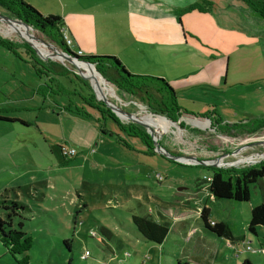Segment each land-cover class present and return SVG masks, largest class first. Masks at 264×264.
<instances>
[{
    "label": "rangeland",
    "instance_id": "1",
    "mask_svg": "<svg viewBox=\"0 0 264 264\" xmlns=\"http://www.w3.org/2000/svg\"><path fill=\"white\" fill-rule=\"evenodd\" d=\"M212 1L215 5L212 17L218 20L220 30L212 23L210 14L205 16L204 22H194L190 15L176 16L175 20L180 30L182 21L187 41L196 42L190 37L187 29L190 28L192 32H198L204 44L212 46V49L205 46L209 54L220 55L218 60L224 73L227 68L225 84H236L229 89L230 94H227L226 89L213 91L196 87L181 91L182 83L174 86L169 81L177 92L179 105L192 115L184 113L177 120L162 115L175 123L171 129L163 128L160 122H146L148 125H144L131 119H119L147 131L150 127L152 133L163 129V132L157 133L159 141L174 154L197 156L199 159L227 156L222 168H244L250 166L249 162L254 160L255 155L261 156L252 163L264 161V129L252 134L229 129L231 132L228 133L227 129L222 130L221 125L214 124L211 118L205 127L195 124L193 120L200 121L199 117L206 114L208 117L213 116L211 110L224 118L237 115L238 119H242L246 113L258 115V119L264 118V22L242 2L243 6L239 7L240 4L236 1L232 3V0ZM0 13L8 15L1 7ZM190 18L191 24L188 22ZM27 28H31L38 41L54 44L43 33L32 27ZM0 35L14 42L22 56L17 58L0 45V80L5 82L1 89L11 99V102L5 103L7 106L4 105L6 109L2 112L6 114L7 111L11 117L20 116L28 121L26 127L0 121V200L18 196L20 201L30 207L22 212V216L14 218L16 227L23 221V229L32 239L27 252V264H132L129 258L133 257L151 264L157 257L166 260L176 254L181 256L184 240V236L179 234L181 220L164 216L168 215L166 209L198 210L196 199L192 197L196 194L207 195L203 188L208 186L206 177L212 174V169L201 164L179 163L155 152L140 138L121 131L108 115L102 116L96 110L86 108L91 115L89 117L77 115L67 108L72 105L74 109L75 104L83 106L78 97L38 94L37 88L42 84L43 91L48 93L51 87L56 89V86L49 81L51 87H48V77L36 71L37 61L34 59L32 63L26 54V41L16 32L8 33V25L4 21H0ZM39 51L44 57L49 56L43 50ZM35 54L41 61L48 60L37 52ZM51 60L60 61L71 68L74 66L77 73L82 72L79 66L67 60ZM142 71L145 73H131L165 79L158 74H178L172 66L164 70ZM202 78L200 76L196 81ZM107 82L115 91V96L109 95L113 102L139 116L154 115L147 104L121 92L110 81ZM227 95L231 96V100L241 101H236L239 108L233 106L234 101H225ZM2 98L0 94L1 108ZM119 137L128 146L119 142ZM63 149H75L76 153L73 156L64 155ZM242 158L249 161L235 167L227 165ZM8 175L13 182L5 187L3 184H7ZM26 184L34 196L17 189ZM250 193L248 202L215 200L212 196L204 200V204L212 209L213 218L232 224L234 234L239 236V241H233V245L243 251L245 256H248V248L260 249V243L264 242V233L257 235L249 230L243 232L242 228L250 218L251 209L264 204V178L250 186ZM184 198L189 200L186 204L192 207L179 205ZM84 202L87 203L86 207H82ZM134 214H151L162 224L170 226L163 245L145 241L136 243L137 238L129 233L130 228L136 229L132 220ZM0 216L6 217V211L1 206ZM198 219L200 217L197 214H192L183 224L188 230L195 229ZM104 228L110 229L117 237L109 236ZM117 238L123 239L125 247L116 245ZM208 238L216 241L217 236ZM65 240L69 241L71 247ZM217 249L233 255V250L224 243ZM84 255L87 257L83 258ZM249 258L253 264H257L254 258ZM22 260L23 255L13 256L0 242V264H20Z\"/></svg>",
    "mask_w": 264,
    "mask_h": 264
},
{
    "label": "crops",
    "instance_id": "2",
    "mask_svg": "<svg viewBox=\"0 0 264 264\" xmlns=\"http://www.w3.org/2000/svg\"><path fill=\"white\" fill-rule=\"evenodd\" d=\"M27 3L35 7L39 12L44 15L54 14L62 17L65 27L67 28L70 36L74 40V49H82L86 55H96V54H110L118 57L123 65L129 69L131 72L145 73L142 70L149 69H159L164 70L169 69L170 66L174 68L177 75L167 76L165 74H158L167 78L168 81L175 86L177 83H182L183 86L181 91L196 87L202 89H211L216 91H223L226 89L227 94L229 89L235 87L236 84H225V79L227 77V68L224 73L223 66L220 64L218 58L220 55H215L206 50L205 46L208 45L210 49L212 46L210 44H204L203 39L198 34V32H192L190 28H187L190 37L194 41H187L186 31L184 30L182 21L180 22L181 30L176 24L175 17L190 15L193 16L194 22L206 20L208 14H210V19L213 20V24L217 30H220L218 20H214L212 16L214 10V2L209 0L211 3L209 5V11L191 10L185 11L187 7L192 4L200 3L202 0H25ZM239 3V7L242 2L245 7L258 16L262 22L264 20L251 9L242 0H232L231 2ZM214 5V6H213ZM247 10V12H248ZM191 18L188 22H191ZM224 23V21H221ZM264 24V23H263ZM191 28L193 26H190ZM195 33V34H194ZM194 34V35H193ZM183 36V40H182ZM43 48V45H40ZM204 46V47H203ZM7 49V48H6ZM8 50V49H7ZM215 50H217L215 48ZM10 52V51H9ZM11 53V52H10ZM13 54V53H11ZM16 56L15 54H13ZM21 55V54H20ZM18 58V56H16ZM22 58V56H20ZM22 60V59H21ZM173 62V63H172ZM15 67V65H14ZM182 70V72H178ZM7 72L8 69L6 68ZM202 76V80L196 81L198 77ZM224 77V79H223ZM193 81L191 84L190 82ZM224 81V83H223ZM5 82L0 80V94L2 98V108L0 107V117H8L11 120H2L6 123H18L21 126H28V121L20 116H10L6 111V114L2 112L5 110L4 105L7 102H11L8 98V94L2 92V86ZM170 83V82H169ZM17 86V85H16ZM15 87V84H14ZM40 87V86H39ZM179 92V90H178ZM37 93L39 94V88H37ZM230 94V93H229ZM108 98L110 97L107 94ZM231 96L227 95L225 101H234L235 107L239 100H231ZM7 106V105H6ZM183 108V107H182ZM217 110V107L215 108ZM242 110V109H241ZM187 111V110H186ZM213 116L221 119L222 124H236L241 122H248L250 120L258 119V115L246 113V117L238 119V116L233 117L227 115L221 117L217 115L213 110ZM242 112H244L242 110ZM238 113V112H237ZM190 114V113H189ZM9 115V116H8ZM192 115V114H190ZM248 115V117H247ZM210 119L207 117H199V120H193L195 124L205 127L209 125ZM24 121V122H23ZM202 121V122H201ZM200 122V123H199ZM204 123V124H203ZM237 163V162H235ZM9 172L10 169H5ZM14 173V172H11ZM8 174V173H7ZM8 182L5 185L7 187L11 181V176L7 177ZM10 183V184H11ZM23 185V186H27ZM22 187V186H19ZM7 189V188H6ZM207 192L205 196H199V194L194 195L192 198L196 199V211L180 210L170 207L166 209L167 216L169 218L175 217L181 221L179 226V234L184 236L182 240V255L176 254L168 259L156 258L151 264H242L245 259H250L251 256L257 261V264H264V242L260 243V249H250L246 250L248 256H245L243 251H240L233 241L238 240L239 236L234 234L233 226L228 221L217 220L212 217V209L209 208L210 221L212 222H225L229 225L231 234L218 236L205 228L203 219L201 217V211L203 208L207 207L204 204V200H207L209 196L215 198L208 190V186L203 188ZM28 195H33L32 190L27 193ZM18 197V196H17ZM215 200H218L215 198ZM224 200V199H220ZM189 200L184 198L179 202L180 206H191V204H186ZM233 201V200H232ZM258 206V205H257ZM192 207V206H191ZM208 208V207H207ZM252 210V209H251ZM150 213V212H149ZM192 214H197L200 217L198 219L199 223L197 228H191L188 230L184 224L186 219ZM136 215V214H134ZM154 220L161 223V221L155 219L151 214H149ZM251 216V212H250ZM250 218L247 219V224L243 225V232L248 230ZM178 222L176 223V225ZM170 227V226H169ZM136 228V227H135ZM105 232L115 238V234L108 228H105ZM129 232V231H128ZM170 232V230H169ZM132 235L137 238L136 243L140 241L152 242L143 238L137 229L130 228ZM264 233V225H259L257 227V235ZM217 236L216 241H212L208 237ZM263 235V234H262ZM168 236V235H167ZM245 235L242 237L244 239ZM167 238V237H166ZM195 239V240H194ZM118 243L117 246L125 247L123 239H116ZM165 241V240H164ZM157 245H163V243ZM224 243L227 248L233 250V255L227 254L222 250L217 249V247ZM127 257L129 255L126 254ZM125 259H128V258ZM132 260V264H147L142 259L138 257L129 258ZM251 260V259H250ZM252 261V260H251ZM150 264V263H148Z\"/></svg>",
    "mask_w": 264,
    "mask_h": 264
},
{
    "label": "trees",
    "instance_id": "3",
    "mask_svg": "<svg viewBox=\"0 0 264 264\" xmlns=\"http://www.w3.org/2000/svg\"><path fill=\"white\" fill-rule=\"evenodd\" d=\"M202 1L203 2L190 5L185 11H209V5L211 2L209 0ZM242 1H244L264 20V0ZM0 7L4 9V11L9 16L20 19L33 29L43 33L49 38V40H51L62 50L77 56L66 46L64 42L61 29L65 25L61 16L54 14L44 15L25 0H0ZM15 24L23 28L29 34L35 35L32 33L31 28H27L21 23ZM0 45L7 48L16 56H21L17 51L15 43L3 38L1 35ZM25 45L27 48L26 54L28 55L29 60L32 59V63H34V59L35 62L37 61L35 63L36 71L41 76L44 74L46 77H48L47 84L50 81L56 86V89H54L48 84V87H51V92L48 93L43 91L44 88L42 84L39 87L40 94L45 96H48L49 94H68L78 97L81 100L83 106L75 104V108L72 109V103H70L71 106H69L67 109L73 110V112L77 115L85 117L91 116L86 108L96 110L102 116L108 115L114 120L121 131L125 132L129 136L140 138L145 144L153 149V139L148 131L133 123H123L105 103L101 102L97 98L94 89L91 86L90 80L75 72L73 65V68H71L60 61H54L51 59H48L45 62L41 61L36 56V51L28 43L25 42ZM79 58L81 60H87L95 64L97 70L108 81L113 83L118 88V90L127 93L133 98L141 100L148 105V107L151 109V112L154 114L164 115L171 120H177L184 113L189 114L186 109L179 105L177 100V92L167 79L150 75L132 74L123 65L120 59L114 55H86ZM102 79L107 87H111L109 86L110 84L107 82V80H105L103 77ZM202 116L208 115L206 114ZM209 118L213 120L214 124L221 125L222 130L227 129L226 131H228V133L231 132L229 129L241 132H253L264 129V118L236 124H222L220 118ZM0 119L11 120L8 117H0ZM169 119H167V121L171 129V126L175 123ZM143 122L146 123L144 120ZM118 140L119 142L128 146L127 142H124L123 138L119 137ZM220 164H223V162ZM208 168L212 169V174L210 175L211 180L207 181L208 190L216 199L233 200L235 202H248L251 197L250 186L252 184L258 183L264 178V161H260L254 165L238 169L209 166ZM17 189L24 193H28L31 190L29 185L18 187ZM0 206L6 211V217L0 216V242L8 248L13 256L23 255V260L21 262L19 261V263L27 264L29 260L27 252L32 245V239L23 229V221H20L18 224L19 227H16L14 224V218L22 216V212L30 207L28 204L20 201L18 197L15 199L5 197L0 200ZM86 206L87 203L84 202L82 207ZM209 212V208L207 207L203 208L201 211V217L203 219L205 228L218 236L230 235L231 230L229 225L225 222H213L212 224L210 221ZM132 220L138 233H140V235L146 240L161 244L169 234V225L157 222L150 215H133ZM259 225H264V204H260L252 208L248 230L253 234H257V227ZM105 230L106 229L104 228V231ZM64 242L71 247L68 240H65ZM242 264H253V262L250 259H245Z\"/></svg>",
    "mask_w": 264,
    "mask_h": 264
},
{
    "label": "water",
    "instance_id": "4",
    "mask_svg": "<svg viewBox=\"0 0 264 264\" xmlns=\"http://www.w3.org/2000/svg\"><path fill=\"white\" fill-rule=\"evenodd\" d=\"M0 21H5V22H7L9 24L21 23L25 27H31L27 23L23 22L22 20L17 19L15 17H11V16L3 14V13H0ZM30 35L34 39H36L35 35H32V34H30ZM24 40L31 47H33L34 50L41 57H44L43 54L39 51V49L35 46V44L33 42H31L28 39H24ZM40 42L44 43L46 46H48L50 49H52L53 50V54L54 55H58L59 57H61L60 58L61 60H67L68 62H70L71 64L76 65V66H78L77 62H84V63L88 64L89 66H94L96 68L95 64L91 63L90 61L81 60L78 56H75V55H73V54H71V53H69L67 51H64V50H62L61 48H58L56 45H54L52 43H45L43 41H40ZM44 58L45 59H52V58H55V57L50 55V56H47V58L46 57H44ZM96 70H97V68H96ZM97 72L101 75V73L98 70H97ZM79 74H81L83 77L88 78L90 80L91 86L93 87L97 98L101 102L105 103L120 119H123V118L131 119V120H133L135 122H140V123H143L144 125H148V124L144 123L143 120L140 119V117L137 116L136 113L126 111L120 105H118L116 102H113L111 99L107 98L106 96H103L102 94H99L97 92V89L95 88L94 83H93V77L92 76L86 75L83 71L80 72ZM103 78L105 79V77H103ZM156 116H160V115H156ZM148 132L153 137L155 152L161 153L162 155L168 157L169 159H171L173 161H176V162H179V163H184V164H201V165L211 166V167H221V165H222V164L219 163V160L222 159L223 156H220V157H217V158H213V159H199L197 156H187V155L174 154V153L170 152L169 150H167L161 144V142L159 141V136H157L158 132L156 130H155L154 133H152L150 127H148ZM258 162H260V161H256V162H253V163H258ZM251 163H252V161L249 162V165H251Z\"/></svg>",
    "mask_w": 264,
    "mask_h": 264
},
{
    "label": "bare ground",
    "instance_id": "5",
    "mask_svg": "<svg viewBox=\"0 0 264 264\" xmlns=\"http://www.w3.org/2000/svg\"><path fill=\"white\" fill-rule=\"evenodd\" d=\"M3 22V21H2ZM5 22V21H4ZM7 23V22H6ZM8 25V33H14L16 32L17 34H19L23 39H28L30 40L31 42H33L35 44V46L38 48V49H41L43 50V52L46 54V55H51L57 59H60L61 57H59L58 55H54L53 54V50L52 49H49L48 46H46L44 43L40 42V41H37L36 39H34L27 31H25L23 28H21L20 26L16 25V24H9L7 23ZM40 45H43L44 47H47L48 50L46 48H43L42 46ZM77 65L79 67H81V70L85 73H89L92 77H93V80H94V85H95V88L97 89V92L99 94H102L103 96H107L108 95H112V96H115V92H114V89H113V92L114 94L112 93V90L106 86V84L103 82V79L102 77L99 75V73L97 72V70L95 69L94 66H89L88 64L84 63V62H77ZM161 117V118H160ZM142 120L146 119L145 116H142L140 117ZM160 118V119H159ZM155 120H158L160 122V124L163 126V128L167 129L169 128V123L166 119V117L164 116H149V121L152 122L153 124L154 123H158L156 122ZM157 132L159 133V130H157ZM261 156V155H260ZM259 155H255V158L254 160L252 159L251 161H255V160H258L256 159L257 158H260ZM231 157V156H230ZM264 158V157H263ZM222 160L220 159L219 160V163H221Z\"/></svg>",
    "mask_w": 264,
    "mask_h": 264
},
{
    "label": "built area",
    "instance_id": "6",
    "mask_svg": "<svg viewBox=\"0 0 264 264\" xmlns=\"http://www.w3.org/2000/svg\"><path fill=\"white\" fill-rule=\"evenodd\" d=\"M61 32H62V34H63V39H64V42H65V44H66V46L74 53V54H76L78 57H84V56H86V54L84 53V51L82 50V49H80V48H78V49H74V40H73V38L70 36V34H69V32H68V30H67V28L64 26V27H62V29H61ZM62 152H63V154L64 155H68V156H73L75 153H76V151H75V149H71V150H68V149H63L62 150ZM250 157V156H249ZM247 159V158H246ZM246 159H240L236 164H238V165H240V163H244V162H247L246 161ZM223 162H225V158H223V159H221ZM234 164H235V162H234ZM245 164V163H244ZM243 164V165H244ZM206 180L207 181H210L211 180V177L210 176H208V177H206ZM248 250H250L249 248H248ZM87 254H88V252H87ZM87 256L86 255H84V257L83 258H86Z\"/></svg>",
    "mask_w": 264,
    "mask_h": 264
},
{
    "label": "flooded vegetation",
    "instance_id": "7",
    "mask_svg": "<svg viewBox=\"0 0 264 264\" xmlns=\"http://www.w3.org/2000/svg\"><path fill=\"white\" fill-rule=\"evenodd\" d=\"M137 116H139V115H137ZM143 116H145L146 117V119H144V121L145 122H147V123H149L150 121H149V116H155V115H153V114H148V115H143ZM139 117H142L141 115L139 116ZM203 117H207V116H203ZM161 118V117H160ZM159 118V119H160ZM156 122H159L158 120H155ZM242 123V122H241ZM163 132L164 130L162 129H160L159 130V132ZM258 131H260V130H256V131H253V132H246V134H252V133H256V132H258ZM243 132V131H242ZM153 149H154V144H153ZM225 157H227V156H223V158H225ZM217 158V157H216ZM222 158V159H223ZM212 159V158H211ZM223 162V161H222ZM225 164V162H223V164L222 165H224ZM227 165H230V166H232V165H234V167L236 166V165H238V164H234V163H231V164H227ZM219 168H222V167H219Z\"/></svg>",
    "mask_w": 264,
    "mask_h": 264
}]
</instances>
